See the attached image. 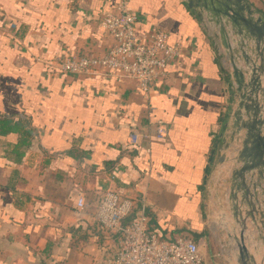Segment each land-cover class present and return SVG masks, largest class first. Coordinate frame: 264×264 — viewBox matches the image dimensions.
Here are the masks:
<instances>
[{
  "label": "crops",
  "instance_id": "crops-1",
  "mask_svg": "<svg viewBox=\"0 0 264 264\" xmlns=\"http://www.w3.org/2000/svg\"><path fill=\"white\" fill-rule=\"evenodd\" d=\"M245 1L264 21V0ZM119 2L0 0V115L33 131L17 152L20 136H0V264H105L115 237L94 213L107 190L145 207L165 239L215 235L209 217L231 170L217 151L240 138L228 57L200 13L185 0H128L140 36L163 30L185 48L150 97L132 81L57 71L59 60L112 46L101 21ZM158 125L164 139L130 143Z\"/></svg>",
  "mask_w": 264,
  "mask_h": 264
},
{
  "label": "built area",
  "instance_id": "built-area-1",
  "mask_svg": "<svg viewBox=\"0 0 264 264\" xmlns=\"http://www.w3.org/2000/svg\"><path fill=\"white\" fill-rule=\"evenodd\" d=\"M138 25L139 18L128 0H120L101 21L112 46L100 56L59 60L58 73L70 77L110 75L118 82H134L144 97H150L168 77V67L183 59L185 48L182 41L170 44L169 35L163 30L140 36ZM165 136L166 128L158 125L153 134H132L130 143L138 145L142 140H162ZM87 208L85 197H79L73 211L79 221L85 218ZM94 220L101 233L115 237L114 255L105 264H227L219 228L209 229L214 236L210 233L197 241L189 236L165 239L150 227L145 207L137 208L133 199L113 190L99 197ZM213 240L215 248L211 246Z\"/></svg>",
  "mask_w": 264,
  "mask_h": 264
},
{
  "label": "water",
  "instance_id": "water-1",
  "mask_svg": "<svg viewBox=\"0 0 264 264\" xmlns=\"http://www.w3.org/2000/svg\"><path fill=\"white\" fill-rule=\"evenodd\" d=\"M185 1L220 40L236 88L231 128L240 147L217 151L231 170L209 220L223 234L227 264H264V21L245 0Z\"/></svg>",
  "mask_w": 264,
  "mask_h": 264
},
{
  "label": "trees",
  "instance_id": "trees-1",
  "mask_svg": "<svg viewBox=\"0 0 264 264\" xmlns=\"http://www.w3.org/2000/svg\"><path fill=\"white\" fill-rule=\"evenodd\" d=\"M10 134L20 136L19 143L15 146V151L22 146H28V140L33 134V131L27 130V125L22 122H13L10 117L0 115V136ZM130 221L127 220L126 223Z\"/></svg>",
  "mask_w": 264,
  "mask_h": 264
},
{
  "label": "rangeland",
  "instance_id": "rangeland-1",
  "mask_svg": "<svg viewBox=\"0 0 264 264\" xmlns=\"http://www.w3.org/2000/svg\"><path fill=\"white\" fill-rule=\"evenodd\" d=\"M212 248H215V243H214V240L212 241V244H211ZM108 250V249H107ZM109 252V251H108ZM112 254V253H111Z\"/></svg>",
  "mask_w": 264,
  "mask_h": 264
}]
</instances>
